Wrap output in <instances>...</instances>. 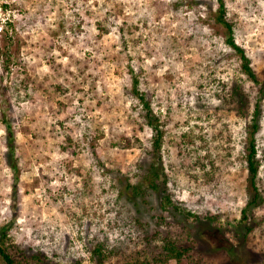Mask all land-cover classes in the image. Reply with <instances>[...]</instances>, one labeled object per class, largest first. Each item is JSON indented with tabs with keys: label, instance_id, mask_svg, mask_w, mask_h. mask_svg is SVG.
<instances>
[{
	"label": "rangeland",
	"instance_id": "1",
	"mask_svg": "<svg viewBox=\"0 0 264 264\" xmlns=\"http://www.w3.org/2000/svg\"><path fill=\"white\" fill-rule=\"evenodd\" d=\"M223 2L236 43L264 82V0ZM217 5L0 0V48L8 32L14 60L7 76L0 55V230L9 226L29 259L133 264L184 226L204 264H264V211L251 216V232L239 224L254 103L241 117L223 99L237 83L254 102L258 88L226 44ZM135 87L163 125L169 192L194 220L163 211L157 194L147 202L120 194L151 166L152 131ZM260 126L264 182V102ZM123 139L129 146L116 145Z\"/></svg>",
	"mask_w": 264,
	"mask_h": 264
},
{
	"label": "trees",
	"instance_id": "2",
	"mask_svg": "<svg viewBox=\"0 0 264 264\" xmlns=\"http://www.w3.org/2000/svg\"><path fill=\"white\" fill-rule=\"evenodd\" d=\"M218 10L214 14L215 20L218 25L225 29L227 39L226 44L233 51L236 57L239 59L242 74L252 84L257 86L258 91L254 102H251L242 85L235 83L234 86H225V94L223 99L225 103L233 108L238 116L244 117L248 113V109L253 104V114L250 117L249 130H248V154L246 157L247 170H248V187H247V199L244 209L241 211L240 227L244 226L248 231L250 225L256 223L255 219L251 216L256 215V211H264V182L259 179L260 165L258 161V147L257 137L261 130V121L263 118V102H264V82L252 66L251 60L248 57L246 51L241 48L234 38V24L231 19L228 18L226 8L223 0H216ZM4 51L0 48V55L3 59V69L8 76L11 73V69L14 64L10 46L13 45V38L9 33H5ZM138 80H135V86H138ZM135 87L134 95L138 97L143 105V113L140 117L143 123L152 131L151 138V151L148 153L151 159V166L146 169L144 167L139 168L140 176L137 182L131 183L130 180L126 181L128 184L124 187L120 193L122 196H130L132 198H140L146 201V198L153 194H157L160 198V206L165 212L171 210L174 217H184L185 219H193L194 215L185 210L183 205L176 202L173 194L169 192V176L162 162V150L164 142L163 125L159 117L155 116L154 111L151 108V103L148 102L146 97L142 95ZM3 123L8 124L7 116L3 118ZM143 125V124H142ZM140 126L141 128L143 126ZM7 138L9 142L7 146L10 150L15 149L14 132L10 126H6ZM118 141L116 144L119 147H123V143L129 146L130 142L127 139ZM14 174L16 175L15 181L18 179L17 165L11 164ZM205 169L207 166L203 165ZM264 217V215H263ZM175 227L170 228L168 236L162 238L161 251L158 254L152 255V257H146L144 260L136 261L133 264H204L202 257L195 253L193 248L192 230L188 227L178 226V231H173ZM9 226H4L0 230V264H45L40 257L29 256L26 250L16 244H12L10 239ZM160 237V235H159ZM96 255L105 259L103 250L97 251Z\"/></svg>",
	"mask_w": 264,
	"mask_h": 264
}]
</instances>
